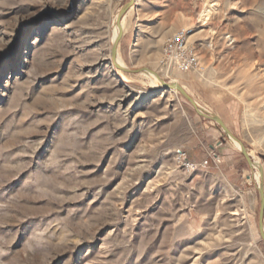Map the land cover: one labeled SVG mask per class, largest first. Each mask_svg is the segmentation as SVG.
<instances>
[{
  "label": "rangeland",
  "instance_id": "rangeland-1",
  "mask_svg": "<svg viewBox=\"0 0 264 264\" xmlns=\"http://www.w3.org/2000/svg\"><path fill=\"white\" fill-rule=\"evenodd\" d=\"M257 173L264 0H0V264H264Z\"/></svg>",
  "mask_w": 264,
  "mask_h": 264
},
{
  "label": "built area",
  "instance_id": "built-area-1",
  "mask_svg": "<svg viewBox=\"0 0 264 264\" xmlns=\"http://www.w3.org/2000/svg\"><path fill=\"white\" fill-rule=\"evenodd\" d=\"M163 60L170 62L182 73L198 68L199 62L196 54L190 49L184 30L170 35L163 48ZM177 161L188 170L194 171L198 165L188 161L185 153H178Z\"/></svg>",
  "mask_w": 264,
  "mask_h": 264
},
{
  "label": "bare ground",
  "instance_id": "bare-ground-1",
  "mask_svg": "<svg viewBox=\"0 0 264 264\" xmlns=\"http://www.w3.org/2000/svg\"><path fill=\"white\" fill-rule=\"evenodd\" d=\"M127 8H124L122 11H121V13L123 14V11H125ZM122 17V16H121ZM121 17L119 18V19H117V21L118 20H120L121 19ZM126 24H127V22L126 21H122L121 22V24H119L118 26H114V31H113V36H112V42H113V47H114V53H112V59L114 60L113 61V64L115 63V65L118 67H116L115 65V67L117 68V69H121V70H125L126 71V65H125V63H124V61L122 60V58H121V56H120V53H119V51H118V46H119V41H120V38H121V36L126 32V30H127V27H126ZM143 74L147 77V79L152 83V84H154V85H157V84H160V82H159V80L150 72V71H148V70H145L144 72H143ZM173 85H170V90H172V91H174L173 90ZM177 88V90L178 91H182V89H181V87H179V86H177L176 87ZM195 104H196V102H195ZM197 106H198V104H196ZM199 107V106H198ZM208 117H210L209 115H208ZM212 118V117H211ZM212 119H214L215 121H220L219 119H216V118H212ZM230 136V139H231V143H232V145H233V147L235 148V149H237L238 151H240V152H244V148H243V146L240 144V142L239 141H237L231 134L229 135ZM255 178H256V180H257V188L260 190V198H262V200H264V190H263V186H262V182H261V175H260V173H257V175L255 176ZM263 234H264V232H263Z\"/></svg>",
  "mask_w": 264,
  "mask_h": 264
},
{
  "label": "water",
  "instance_id": "water-1",
  "mask_svg": "<svg viewBox=\"0 0 264 264\" xmlns=\"http://www.w3.org/2000/svg\"><path fill=\"white\" fill-rule=\"evenodd\" d=\"M131 3L132 2H130L129 4H128V7L131 5ZM124 12V11H123ZM122 16V13L120 12V14H119V17H118V19L120 18ZM180 92H182L183 94H184V92L183 91H180ZM191 101V104H192V106L195 108L196 107V104L192 101V100H190ZM196 109V108H195ZM197 111V110H196ZM200 115H202V116H205V117H207V118H210V117H208V116H206V115H203V114H200ZM212 119V118H211ZM214 120V119H213ZM222 128H223V130L228 134V135H230V133H229V131L226 129V127L224 126V124L221 122V121H216ZM243 154L245 155V157H247V155H246V153H244L243 152ZM249 161V163H251L250 162V160H248ZM261 195V194H260ZM261 209H260V219H261V221H262V216H263V211H264V200H262V198H261V207H260ZM262 235H263V240H264V234H263V231H262Z\"/></svg>",
  "mask_w": 264,
  "mask_h": 264
},
{
  "label": "crops",
  "instance_id": "crops-1",
  "mask_svg": "<svg viewBox=\"0 0 264 264\" xmlns=\"http://www.w3.org/2000/svg\"><path fill=\"white\" fill-rule=\"evenodd\" d=\"M194 108V107H193ZM195 109V108H194ZM196 110V109H195ZM213 118V117H212ZM227 129V128H226ZM228 130V129H227ZM226 158H227V160L228 161H226L228 164H232L233 166L235 165V164H238V162H240L241 160H244V163H245V165L248 167V168H250V163H249V159H248V157H245V155H243L242 156V158H239L238 159V156L237 155H234V154H230V155H228V156H226ZM233 166H231L230 167V169L232 170L233 169ZM263 185V184H262Z\"/></svg>",
  "mask_w": 264,
  "mask_h": 264
}]
</instances>
